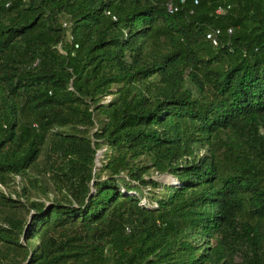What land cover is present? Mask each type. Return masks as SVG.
Here are the masks:
<instances>
[{"label":"trees","instance_id":"1","mask_svg":"<svg viewBox=\"0 0 264 264\" xmlns=\"http://www.w3.org/2000/svg\"><path fill=\"white\" fill-rule=\"evenodd\" d=\"M0 264H264V0H0Z\"/></svg>","mask_w":264,"mask_h":264},{"label":"rangeland","instance_id":"2","mask_svg":"<svg viewBox=\"0 0 264 264\" xmlns=\"http://www.w3.org/2000/svg\"><path fill=\"white\" fill-rule=\"evenodd\" d=\"M102 155V150H99L97 152V155H96V166L99 167L101 165V162L99 161L100 160V157ZM157 179H160L162 182L164 181H169V182H172L173 181V178L171 176H168V175H164V176H156ZM144 201V200H142Z\"/></svg>","mask_w":264,"mask_h":264},{"label":"built area","instance_id":"3","mask_svg":"<svg viewBox=\"0 0 264 264\" xmlns=\"http://www.w3.org/2000/svg\"><path fill=\"white\" fill-rule=\"evenodd\" d=\"M168 9H169L170 11L172 10V6H171L170 3L168 4ZM217 11L219 12V11H221V9H218ZM208 36H209V35H208ZM209 37L212 38V42H213L214 44L217 43V41H216V39H215L214 37H211V36H209Z\"/></svg>","mask_w":264,"mask_h":264},{"label":"water","instance_id":"4","mask_svg":"<svg viewBox=\"0 0 264 264\" xmlns=\"http://www.w3.org/2000/svg\"><path fill=\"white\" fill-rule=\"evenodd\" d=\"M168 176H171V175H168ZM172 177V176H171ZM173 178V177H172Z\"/></svg>","mask_w":264,"mask_h":264}]
</instances>
